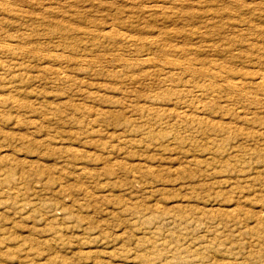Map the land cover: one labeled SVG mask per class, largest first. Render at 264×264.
I'll return each instance as SVG.
<instances>
[{"label": "rangeland", "instance_id": "obj_1", "mask_svg": "<svg viewBox=\"0 0 264 264\" xmlns=\"http://www.w3.org/2000/svg\"><path fill=\"white\" fill-rule=\"evenodd\" d=\"M0 264H264V0H0Z\"/></svg>", "mask_w": 264, "mask_h": 264}, {"label": "bare ground", "instance_id": "obj_2", "mask_svg": "<svg viewBox=\"0 0 264 264\" xmlns=\"http://www.w3.org/2000/svg\"><path fill=\"white\" fill-rule=\"evenodd\" d=\"M148 61V60H147ZM152 62V61H151ZM160 64V63H159ZM208 77L211 79L215 78V75H208ZM235 84H237V82H235Z\"/></svg>", "mask_w": 264, "mask_h": 264}]
</instances>
